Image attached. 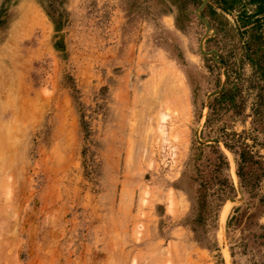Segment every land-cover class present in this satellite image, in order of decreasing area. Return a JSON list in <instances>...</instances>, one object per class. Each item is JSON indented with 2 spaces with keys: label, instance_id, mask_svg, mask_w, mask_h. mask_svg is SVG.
I'll list each match as a JSON object with an SVG mask.
<instances>
[{
  "label": "rangeland",
  "instance_id": "1",
  "mask_svg": "<svg viewBox=\"0 0 264 264\" xmlns=\"http://www.w3.org/2000/svg\"><path fill=\"white\" fill-rule=\"evenodd\" d=\"M253 3L0 0V264H264Z\"/></svg>",
  "mask_w": 264,
  "mask_h": 264
},
{
  "label": "crops",
  "instance_id": "2",
  "mask_svg": "<svg viewBox=\"0 0 264 264\" xmlns=\"http://www.w3.org/2000/svg\"><path fill=\"white\" fill-rule=\"evenodd\" d=\"M254 3L251 5L253 7V11L256 13L255 18L258 19L256 23H260L262 25V31L264 33V0H253ZM250 12H252L250 10Z\"/></svg>",
  "mask_w": 264,
  "mask_h": 264
},
{
  "label": "trees",
  "instance_id": "3",
  "mask_svg": "<svg viewBox=\"0 0 264 264\" xmlns=\"http://www.w3.org/2000/svg\"><path fill=\"white\" fill-rule=\"evenodd\" d=\"M242 145V144H241ZM245 145V144H243ZM240 166H239V176L242 178L244 184L246 183L247 181V178H246V173L244 172V168H245V164L252 161V155L250 154L249 151H242L240 153Z\"/></svg>",
  "mask_w": 264,
  "mask_h": 264
},
{
  "label": "bare ground",
  "instance_id": "4",
  "mask_svg": "<svg viewBox=\"0 0 264 264\" xmlns=\"http://www.w3.org/2000/svg\"><path fill=\"white\" fill-rule=\"evenodd\" d=\"M170 84H171V83H170ZM171 87H172V86H171ZM173 91H174V89H173ZM169 96H171V95L168 94V97H169ZM166 99H167V98H166ZM168 99H171V97H169ZM168 99H167V100H168ZM170 101H171V100H170ZM169 103H170V102H169Z\"/></svg>",
  "mask_w": 264,
  "mask_h": 264
},
{
  "label": "water",
  "instance_id": "5",
  "mask_svg": "<svg viewBox=\"0 0 264 264\" xmlns=\"http://www.w3.org/2000/svg\"><path fill=\"white\" fill-rule=\"evenodd\" d=\"M204 20H205V22H206V24H207V21H206V19L204 18Z\"/></svg>",
  "mask_w": 264,
  "mask_h": 264
}]
</instances>
